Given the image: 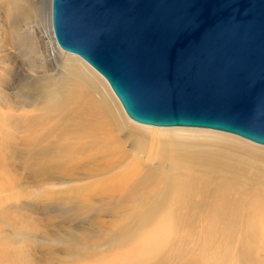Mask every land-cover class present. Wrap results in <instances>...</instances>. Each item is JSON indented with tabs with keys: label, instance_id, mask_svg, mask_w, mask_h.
Listing matches in <instances>:
<instances>
[{
	"label": "rangeland",
	"instance_id": "obj_1",
	"mask_svg": "<svg viewBox=\"0 0 264 264\" xmlns=\"http://www.w3.org/2000/svg\"><path fill=\"white\" fill-rule=\"evenodd\" d=\"M26 1L38 10V17L14 20L0 7V264H226L216 256L226 240L217 237V221L209 215L213 209L202 202L176 204L171 193L155 207L126 202L125 194L104 188L125 171L136 168V176H144L159 169L155 141L143 133L134 136L129 120L159 127L132 121L117 111L113 100L106 106L92 88L68 74L51 26V0ZM201 139L172 140L191 146L195 140L206 141ZM250 144L264 154L263 146ZM185 165L181 157H171L164 170L180 178L187 173ZM229 173L241 195L235 228L252 221L264 231L260 217H244L255 208L246 205L249 199L258 202L264 187L260 197H246V189L257 186L251 174ZM224 174L194 172L188 177L203 183L210 179L209 190L215 193L220 179H228ZM238 235L234 241L240 250H247L251 241L258 248L254 238ZM239 255L228 264H264V256L254 249L247 260Z\"/></svg>",
	"mask_w": 264,
	"mask_h": 264
},
{
	"label": "water",
	"instance_id": "obj_2",
	"mask_svg": "<svg viewBox=\"0 0 264 264\" xmlns=\"http://www.w3.org/2000/svg\"><path fill=\"white\" fill-rule=\"evenodd\" d=\"M52 19L132 119L264 145V0H53Z\"/></svg>",
	"mask_w": 264,
	"mask_h": 264
},
{
	"label": "bare ground",
	"instance_id": "obj_3",
	"mask_svg": "<svg viewBox=\"0 0 264 264\" xmlns=\"http://www.w3.org/2000/svg\"><path fill=\"white\" fill-rule=\"evenodd\" d=\"M52 4H53V0H51V26L53 30ZM0 7L9 11L12 17L10 15L9 16L14 20H28L34 17H38V10L35 9L33 5L29 4L26 0H5L3 4H0ZM53 34H54V30H53ZM56 44L58 45V50H59L58 52L61 55V58L65 62V63L63 62L64 70L68 74L77 77L82 84L92 88L97 93L98 99L101 101V103L109 107L111 100H113V102L118 106L117 108L115 105L117 111L118 109H120L122 112L126 113L119 98L117 97L112 87L110 86L108 80L105 78V76L102 73H100L95 67H93V65H91L79 54L63 49L58 44L57 40H56ZM71 91L75 93V90H71ZM74 93H72L71 96L76 94ZM114 95L116 96V98L119 100L120 103L118 102V100L115 98ZM71 104L72 103L70 102V105ZM73 108L75 107L73 106ZM75 111H77L76 108ZM126 115L128 116L129 119H131L136 123L160 128L159 129V128L139 126L137 124H134L128 119L131 124L130 131L133 133L134 136L141 135V133H143L148 135L149 137L151 136L152 137L151 139L155 141L154 143L151 140V142L154 143L155 147L157 148V152L156 150L155 152L157 153V156L159 157L160 160L159 169L155 171L151 170L144 176H136L138 174V171L135 168L132 171L128 170L123 173H120V175L118 176L116 175L114 179L111 180L112 182L109 184H106L105 183L106 181L104 182L106 185L103 183H99V184H103L104 188H106L105 186L108 185L107 188L110 190V192L117 191L125 194V199L123 197L122 199H124V201L126 200V202L133 201L139 203L144 201V202H150L155 207H157L163 204V202L168 199L171 193H174V199H172V201L175 202L176 204L194 205L195 202L197 201L202 202L201 205L213 209L212 211H210L209 215L213 218L214 221H217V225H218V227H216L218 229L217 237L221 236L223 240H226L225 243H223L222 241L221 245L218 247L216 252V256L221 262L228 264L232 256H236L239 252H240L239 256L247 260L250 258V252L253 249L258 253V256L261 255L264 256L263 255L264 246L262 245L264 241V231L262 228L263 226L262 225L261 227L258 225L256 226L251 221V220H255L256 218L258 219V217H260L261 220H264V195H262V197L259 198L258 202L255 200V199L258 200V198H255L253 200H251V198L249 199V202L246 205H251L252 207L255 208L252 211L246 213L244 217H245V221H251V222H242L243 224L241 226L240 225L237 226L236 229L235 221L238 219L240 213L238 211L240 199L238 201V198H240L241 195H239L240 197L237 196L238 193L236 192V190H238L237 189L238 187H237V182L234 180L233 176L232 175L228 176V174H231L229 172L239 171V170H244L250 173L254 183L257 184V186L254 187L251 184L252 186H250V190H248V188L246 189V197H251L253 195H255V197L256 196L260 197L262 194L261 190H263L264 187V154L261 155L258 152H254L249 147H255L254 145L250 144V142L263 147L264 145L256 143L250 139L244 138L234 133H229L212 128L193 127V126H156V125L138 122L132 119L127 113ZM176 127L197 128V130L180 129ZM161 128H175V129H161ZM198 129H203V130H198ZM205 129L219 131V132L215 133L213 131L212 132L207 130L204 131ZM98 130H100V128ZM221 132L227 133V135L226 134L224 135L223 133L220 134ZM228 134L240 137L250 142L247 143L245 142V140L242 141L233 136H229ZM175 137L177 138L191 137V139H199V140H202L201 138H204L206 139V141L198 142L197 140H195V143L193 145L188 146L185 143L174 142L172 139ZM164 138H165L164 140L165 143L163 144ZM108 144L109 142L107 143V145ZM107 147L110 146H106V150ZM115 149H113V151ZM118 150H120V148ZM256 151H263V149L257 148ZM106 152L107 151H105V153ZM153 152L154 151H152V153ZM243 153L244 154L246 153L247 155L249 154L250 156L249 157L247 156V158H241V155ZM171 157H181L182 160L186 161V165L183 167L187 172L183 174L185 177L181 176L180 178H171V176L169 177L168 173L165 172L164 168L169 167L168 159H170ZM133 160L134 159H132V161ZM149 160H147V162L149 161L151 163L152 158ZM136 161L134 160L133 162L136 163ZM137 162L139 163L140 161ZM120 166L121 165H119V167ZM236 167L237 169H235ZM151 168L153 169V165H151ZM194 172H202L210 175L218 172H221L222 174H224V172H227L224 175H226L229 180L227 178L224 179V177H222L219 181L221 183L216 184L217 188H216V192L214 193L213 191L209 190L210 179L208 178L205 179L206 182L203 183V182H195L188 177ZM197 183H201V184L198 185ZM103 186H101L102 190L104 189L102 188ZM227 187L230 188L231 192L233 193L232 197H230ZM239 230H240V234H239ZM237 235L238 236L242 235L240 236V239L254 238V240H256V246L258 248L257 249L254 248V244L251 241L250 243L251 246H247V250L245 247H244L245 250H240L234 241Z\"/></svg>",
	"mask_w": 264,
	"mask_h": 264
}]
</instances>
